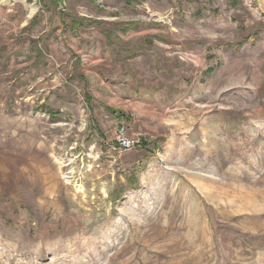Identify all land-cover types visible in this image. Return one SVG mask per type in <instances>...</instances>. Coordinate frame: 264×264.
<instances>
[{
	"label": "rangeland",
	"instance_id": "rangeland-1",
	"mask_svg": "<svg viewBox=\"0 0 264 264\" xmlns=\"http://www.w3.org/2000/svg\"><path fill=\"white\" fill-rule=\"evenodd\" d=\"M0 264H264V0H0Z\"/></svg>",
	"mask_w": 264,
	"mask_h": 264
},
{
	"label": "built area",
	"instance_id": "built-area-1",
	"mask_svg": "<svg viewBox=\"0 0 264 264\" xmlns=\"http://www.w3.org/2000/svg\"><path fill=\"white\" fill-rule=\"evenodd\" d=\"M116 145L120 149L132 150L141 145L139 138H132L128 135L126 128L123 126L119 128L116 135Z\"/></svg>",
	"mask_w": 264,
	"mask_h": 264
},
{
	"label": "trees",
	"instance_id": "trees-1",
	"mask_svg": "<svg viewBox=\"0 0 264 264\" xmlns=\"http://www.w3.org/2000/svg\"><path fill=\"white\" fill-rule=\"evenodd\" d=\"M113 112H115V113H117V110H113ZM119 114H118V117L119 118H126L127 116L124 114V113H122V112H118Z\"/></svg>",
	"mask_w": 264,
	"mask_h": 264
}]
</instances>
